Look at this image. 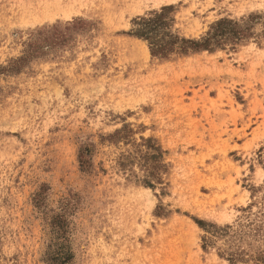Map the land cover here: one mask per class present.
<instances>
[{
    "label": "rangeland",
    "instance_id": "obj_1",
    "mask_svg": "<svg viewBox=\"0 0 264 264\" xmlns=\"http://www.w3.org/2000/svg\"><path fill=\"white\" fill-rule=\"evenodd\" d=\"M168 6L184 38L224 19L254 36L154 58L128 33ZM126 125L164 152L162 184L116 168ZM262 149L264 0H0V264H231L197 221L264 208Z\"/></svg>",
    "mask_w": 264,
    "mask_h": 264
},
{
    "label": "trees",
    "instance_id": "obj_2",
    "mask_svg": "<svg viewBox=\"0 0 264 264\" xmlns=\"http://www.w3.org/2000/svg\"><path fill=\"white\" fill-rule=\"evenodd\" d=\"M173 12L174 7L168 6L134 19L128 35L147 42L152 57L160 60L205 51L216 52L229 46L234 49L254 36L246 19H224L215 23L201 39H187L175 31ZM133 135V130L126 125L108 137L109 142L115 146L121 143L130 146L129 150L119 155L116 168L120 172L131 173L132 176H136L135 169L139 168L143 176L142 183L147 187H153V182L162 184V175L166 170L163 163L164 152L154 139L141 138L137 142ZM92 148L93 145L82 144L78 150L79 167L86 175L93 172ZM260 152H263L261 163L264 165V149ZM254 207L255 203L246 209L250 215L239 225L218 226L197 221L206 233L203 237V249L207 251L216 248L219 257L231 264H264V208L253 213ZM70 260L68 254H62L50 261L51 264H69Z\"/></svg>",
    "mask_w": 264,
    "mask_h": 264
},
{
    "label": "bare ground",
    "instance_id": "obj_3",
    "mask_svg": "<svg viewBox=\"0 0 264 264\" xmlns=\"http://www.w3.org/2000/svg\"><path fill=\"white\" fill-rule=\"evenodd\" d=\"M34 8H35V7H34ZM43 10H44V9H43ZM43 10H42V11H43ZM39 11H40V10H39ZM50 14H51V13H50ZM43 15H44V14H43ZM41 16H42V15H41ZM43 17H44V16H43ZM43 17H42V18H43ZM39 19H40V18H39ZM38 21H39V20H38ZM196 228H197V227H196Z\"/></svg>",
    "mask_w": 264,
    "mask_h": 264
}]
</instances>
